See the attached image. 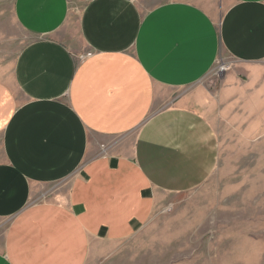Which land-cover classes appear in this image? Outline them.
I'll list each match as a JSON object with an SVG mask.
<instances>
[{
    "label": "crops",
    "instance_id": "0c3cea01",
    "mask_svg": "<svg viewBox=\"0 0 264 264\" xmlns=\"http://www.w3.org/2000/svg\"><path fill=\"white\" fill-rule=\"evenodd\" d=\"M12 9L31 40L0 77V264H87L214 175L209 114L241 68L264 63V0ZM221 65L226 89L197 88Z\"/></svg>",
    "mask_w": 264,
    "mask_h": 264
},
{
    "label": "rangeland",
    "instance_id": "374dc122",
    "mask_svg": "<svg viewBox=\"0 0 264 264\" xmlns=\"http://www.w3.org/2000/svg\"><path fill=\"white\" fill-rule=\"evenodd\" d=\"M13 1L0 0V77L31 40L14 20ZM202 6L218 16L209 1ZM241 69L230 93L215 72L197 87L226 89L209 114L220 151L214 175L199 189L163 197L133 236L95 244L87 264H264V63Z\"/></svg>",
    "mask_w": 264,
    "mask_h": 264
},
{
    "label": "built area",
    "instance_id": "2783aa9c",
    "mask_svg": "<svg viewBox=\"0 0 264 264\" xmlns=\"http://www.w3.org/2000/svg\"><path fill=\"white\" fill-rule=\"evenodd\" d=\"M87 56H90V54L87 55ZM224 71H225V67L224 66H222V65L218 66V68L216 69L215 75L221 76L222 73H224Z\"/></svg>",
    "mask_w": 264,
    "mask_h": 264
}]
</instances>
